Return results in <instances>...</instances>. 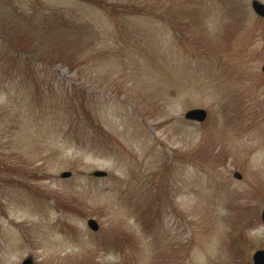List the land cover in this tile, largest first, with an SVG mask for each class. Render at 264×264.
I'll list each match as a JSON object with an SVG mask.
<instances>
[{
  "label": "rangeland",
  "instance_id": "rangeland-1",
  "mask_svg": "<svg viewBox=\"0 0 264 264\" xmlns=\"http://www.w3.org/2000/svg\"><path fill=\"white\" fill-rule=\"evenodd\" d=\"M97 1L0 0V264H253L264 18Z\"/></svg>",
  "mask_w": 264,
  "mask_h": 264
},
{
  "label": "water",
  "instance_id": "water-1",
  "mask_svg": "<svg viewBox=\"0 0 264 264\" xmlns=\"http://www.w3.org/2000/svg\"><path fill=\"white\" fill-rule=\"evenodd\" d=\"M252 8L254 9V11L260 15V16H264V4H262L261 2L257 1V0H253L252 1ZM262 70L264 71V65L262 67ZM206 116V112L202 109H193L190 110L186 113L185 117L189 118V119H195L198 121H202L204 120ZM92 175L94 176H104L105 172L103 171H95L92 173ZM61 176L65 177V176H69V173H62ZM235 176L237 178H240V175L238 173H235ZM261 219L262 222L264 223V206H263V210L261 213ZM88 225L92 228V229H96L97 225L93 220H89L88 221ZM253 260H254V264H264V250H259L256 251L253 255ZM23 264H31L30 259H26L23 261Z\"/></svg>",
  "mask_w": 264,
  "mask_h": 264
},
{
  "label": "trees",
  "instance_id": "trees-1",
  "mask_svg": "<svg viewBox=\"0 0 264 264\" xmlns=\"http://www.w3.org/2000/svg\"><path fill=\"white\" fill-rule=\"evenodd\" d=\"M90 3H98V5H99V3H101V2H98L97 0H88Z\"/></svg>",
  "mask_w": 264,
  "mask_h": 264
}]
</instances>
